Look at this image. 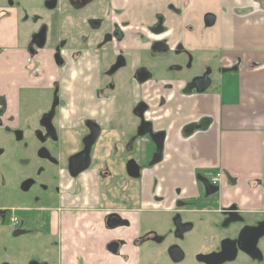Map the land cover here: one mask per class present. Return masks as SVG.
<instances>
[{
    "label": "flooded vegetation",
    "instance_id": "obj_1",
    "mask_svg": "<svg viewBox=\"0 0 264 264\" xmlns=\"http://www.w3.org/2000/svg\"><path fill=\"white\" fill-rule=\"evenodd\" d=\"M1 3L5 5H0V24L3 20L15 21L16 42L10 36L6 41L0 39V58L5 57L0 67L10 62L6 65L25 71V91L34 94L26 103L25 128L30 129L33 121H38L34 130L41 142L40 157L46 163L36 170L38 183L29 179L23 185L29 195L26 201L32 198L34 189H40L47 190L50 201H57L58 205L49 206L51 202H47L42 207L0 210V230L3 226H19L18 219L15 221L10 214L34 222L39 217L40 232L49 238L36 245L1 240L0 264H23L15 257L22 252L27 256L25 264H264V191L253 201L258 208L245 210L237 201H223L220 192L214 195L204 191L191 198L178 189L159 195L155 178L149 192L144 190L145 174L157 167L164 148V144L159 146L160 136L157 144V134L139 119L148 107L136 98L141 83L150 79L151 70L145 66L131 69V80L121 70L127 66L128 53L134 51L127 48L134 45L128 44V38L149 44L154 64L160 58L157 56L165 53L184 55L186 66L191 67L193 53L181 41L171 49L174 38H161L168 30L167 16L156 12L151 25H137L133 15L126 19V0H40L25 7L16 0ZM148 4L157 9L156 4ZM173 4L166 9L176 13ZM47 11L51 26L44 22ZM181 14L183 11L176 13ZM25 22L33 27L22 33ZM100 42L110 49L107 59L101 57V49L97 48ZM95 59L100 62L98 65H86ZM181 66L178 64L173 70ZM208 73L212 83L211 69L206 67L204 73L190 81L192 91L203 87L206 81L201 78ZM87 80L90 89H84ZM129 87L133 99L131 114L138 120L137 125L121 116ZM36 91H42L48 100L38 116L33 113ZM80 102L96 103L99 109L103 104L106 107L114 103L117 128L106 132V128L84 116L68 131L65 143H59L66 109L72 105V115L75 110L82 114ZM7 110L5 98L0 97V127L5 121L10 122L18 134L23 115L20 99L14 106L13 119L6 118ZM95 126L99 135L91 148V163L80 171L85 156L77 158L73 165L70 160L84 151ZM142 133H147L155 147L146 167L140 163L144 151ZM106 141L117 143L105 145ZM69 146L74 153L64 156ZM2 155L0 150V158ZM85 174L90 177L86 182ZM259 185L264 189V185ZM39 198L46 200L43 195ZM64 211L72 214L73 223L65 237ZM25 234L20 229L14 232L16 237Z\"/></svg>",
    "mask_w": 264,
    "mask_h": 264
},
{
    "label": "crops",
    "instance_id": "obj_2",
    "mask_svg": "<svg viewBox=\"0 0 264 264\" xmlns=\"http://www.w3.org/2000/svg\"><path fill=\"white\" fill-rule=\"evenodd\" d=\"M126 1V19L132 16V12L136 11L139 16H133V21L152 23L154 22L152 18L154 13H163L167 16L168 30L161 38H174V42L170 44L171 49L174 48L176 42L181 41L184 47L193 54L198 50L211 53V55L218 54L221 57L223 74H226L222 77L221 89L216 94H207L208 91L206 90L205 95L186 97L169 91L167 99L163 101L171 105L165 117L160 116L156 119L152 116L149 117V115L146 116L148 109L143 112L139 119L144 121V124L149 125L151 130L157 131L155 134L165 136L163 152L157 167L149 174H145L146 187L144 190L149 192L151 180L155 178L158 181L157 192L159 195L176 191L183 184L184 189L181 191L191 198L204 191L214 195L220 192L223 201L227 203L237 201L245 210L258 208L253 201L258 199L257 197H260L264 191L259 185L260 183L264 185V0H216L219 12L205 14V17L209 14L213 15L215 22L208 26L205 23V17L200 22L197 21L201 26L203 35L199 41V34H195V29L199 27V24H194L193 19L187 18L185 15L192 10L193 5L186 7L183 15H176L182 10L175 0ZM172 2L176 13L166 9V6ZM148 3L156 4L157 9ZM3 24H6L5 27L9 28L10 33L0 36V39L6 41L10 36L15 41V21L10 23L8 20H3L0 27ZM179 35L183 39L179 38ZM184 36L198 42L193 45L189 41L190 44L188 45ZM128 41H131V38H128ZM132 43L134 45L127 48L134 50L128 51L133 71L142 66L147 67L146 70H151L154 65H158L170 56L165 53L156 54L160 58L155 64L151 60L146 62L145 57L150 54L149 44L146 42L141 44L133 39ZM99 63L95 59L89 60L86 65L95 66ZM6 64L0 69L7 68L12 78L9 82H5L0 75V97L5 98L7 102L8 110L5 116L10 118L14 113L15 104L20 99V90H25V79L23 80V78L26 77V74L24 69L20 67L17 78H14L17 69ZM151 79H153L152 71L150 79L148 78L145 83H141L138 92L139 98H136V101L140 99L147 107L156 102L150 98L159 95L166 98V92L162 91L163 88H159L156 93L152 94L154 82ZM224 82H228L232 87L225 85ZM159 86L163 85L160 84ZM170 86L172 88L169 89L177 88V84ZM90 88L91 85L87 80L84 83V89ZM188 98L192 105L186 104ZM67 102L70 101L67 99ZM106 103L108 104V102ZM73 104L75 106V99ZM79 104L83 106L82 114H78L75 110L72 115L70 112L74 108L72 105L66 109L68 112L64 114L60 125L64 139L67 137L68 131H72L71 129L84 116L96 121L102 129L106 128L107 130L109 129L108 125L115 121L114 103L106 107L103 104L100 109L97 108L98 104L96 103L80 102ZM195 104L198 106L205 105L206 111L198 108ZM198 109H201L203 114H200ZM167 117L172 122H168L164 127L166 122L161 123V120ZM20 118L26 119V116L21 115ZM203 118L208 121L205 128L201 123ZM5 123L0 127V131L4 132L6 129V135L9 138L7 143L4 140L0 141V150L3 155L8 153L9 139L14 136L10 133L9 127L15 128L10 122L5 121ZM188 123L191 125L184 131L183 128ZM195 123L199 125L194 126ZM107 130L106 132H109ZM18 131L16 140L18 137V144H21L26 134L23 129ZM141 136V139H147V144H152L147 133H142ZM68 137L72 139V137ZM116 143L106 141L105 145ZM142 148L144 149V147ZM72 153L74 150L71 151ZM199 172L203 174L197 180V173ZM218 173H221L220 181L217 186H214L210 182V177ZM88 174L84 175V182L90 179ZM204 175L209 178L207 179V183H210V185L207 184L208 188L200 181ZM183 178L187 179L189 183L187 186ZM214 187H218L219 191L214 192ZM167 197L169 196L167 195ZM210 206L207 205V207Z\"/></svg>",
    "mask_w": 264,
    "mask_h": 264
},
{
    "label": "rangeland",
    "instance_id": "obj_3",
    "mask_svg": "<svg viewBox=\"0 0 264 264\" xmlns=\"http://www.w3.org/2000/svg\"><path fill=\"white\" fill-rule=\"evenodd\" d=\"M4 1L6 0H0V5H5L4 3H1ZM16 1H20L21 5L25 7L29 2H37L40 0H16ZM189 5L190 6L193 5L194 7H192V10L189 13H185V15L187 18L191 17L193 19L194 24H199L197 21L200 22L201 19H203L205 17V14L208 12H214L215 14L219 12V7L216 5V0H178V6L180 10H182L183 12L186 10V7H188ZM136 13L137 12L134 11L131 13V15L134 16ZM44 22L45 24L49 26L52 25L51 14L48 13V11L46 15V20ZM136 24L138 25V23ZM144 24L146 26L151 25V23L147 21L146 23H142V25ZM5 25L6 24H3L0 27V36L10 33L9 28H6ZM22 25L24 28L22 33H25L28 29L33 27V25L30 22L22 23ZM195 34L196 35L199 34L198 36V41H199V38L203 36L200 24H199V27L195 29ZM179 38L183 39V37H181L180 35H179ZM184 39L188 42V45L190 44V42H192L193 45H195L198 42L197 40L188 38L186 36H184ZM100 43L101 44L97 48L101 49V57L107 59L106 54L110 52V49L109 47H107L108 45L106 43L104 42H100ZM130 43H132V41H128V44ZM103 47H105L104 50H103ZM192 56H193L192 58L193 60L190 62L191 67L186 66L187 59L184 55H181L179 57L169 56L168 58L164 59V61H161L158 65H154L151 68L152 75H153V79H151V81L154 82L153 87H152V94L156 93L159 88H163L162 91L166 92V95H165L166 98L160 95L158 97L150 98L151 100H156L157 103L155 102V104H150L148 106V111H146V114H145L146 116L149 115V117L152 116L153 118L157 119L160 116L165 117L168 114V108L171 105L168 102L165 103L163 101L167 99L169 91H174L177 95L181 94V95H185L186 97H188L189 95H192V96L205 95L206 93L197 94L195 91H192L190 88V81L198 77L202 73H204L206 67L211 69V74H212V83H211L210 88L207 90L208 91L207 94L212 95V94H216L217 92H219V90L221 89V85H222L221 79L224 75H226V74H223V71H219V69L223 70V67L220 61L221 60L220 55L215 54V53L211 55V53L198 50L194 53V55L192 54ZM151 58H152L151 55L148 54V56L145 57L146 62H149ZM4 59L5 57L0 58V62L3 61ZM82 63L84 62L82 61ZM178 64L182 65L181 68L173 70V68H175ZM19 70L20 69H18L17 73L14 74L13 76L14 78H17L18 76L17 74H19ZM121 72L125 73L128 76V78L131 80L132 70H131L130 57H128L127 66L123 68ZM10 74L11 73L8 72L7 68L0 69L1 78L5 82H9L11 80L12 77ZM24 79H26V77L23 78V80ZM224 83L225 85L232 87L231 85L228 84V82H224ZM160 84H162L163 86H159ZM171 84H177V88L169 89V88H172V87H168ZM156 86L158 88H154ZM31 94L33 93L25 91L24 89L20 90L19 95H20V101H21V110H23L22 116H28L27 115L28 105L26 107V103H28L27 100L29 97H31ZM43 95L44 94L42 93V91L35 92V100L33 101L35 103L34 110H33L34 116L35 114L38 116L40 112L42 111L43 107L45 106V104L48 102V100L44 98ZM126 95L128 97L125 102L127 106V110L125 112L124 109L126 106H124L121 112V116L122 117L125 116L127 119L130 118L132 122L137 123L138 120L134 117V114H131V108L133 106L132 87H129L127 89ZM33 97H34V94H33ZM186 104L192 105L191 101H189V98H188V103ZM196 106L206 111L205 105L204 106L196 105ZM201 109H198V112L200 114H203ZM27 122H28L27 119H23V118L20 119L19 127L20 129H23V131H25V134H26L24 137V141L21 144H18V137L16 140V134L13 133V131H15L16 128L9 127L10 133L14 136L12 138L10 137L9 139L8 153L5 155H2V157L0 158V210L5 209V208L11 209L13 207L15 208L16 207L17 208L42 207L47 202L52 201V200L50 201L49 193H45L47 190L46 191L42 190L44 192H41L40 189H34L31 192L32 198L26 201L29 198V195H26V193L24 192L23 185H26L29 179H36L38 183L39 179L37 178L36 170L41 164L42 165L46 164L43 161V159L40 157L39 149L41 147V142H40L39 136H37V131L34 130L35 128H37L38 121L37 120L33 121V124L30 126V129L25 128L27 125ZM168 122H172V120L168 117L165 118L164 120H161V123L165 124L164 127H166ZM207 122L208 121L205 118H203V120L201 121L202 126L204 128L205 126L207 127L206 125ZM190 125L191 123H188L187 125H185V127L183 128L184 131L188 129ZM195 125H199V124L195 123L194 126ZM117 126L118 124H117V121L115 120L113 121V124L110 123L108 125V128H109L108 131L113 132L117 128ZM152 132L154 134L157 133V131H153V130ZM6 134H7L6 129H4V132L0 131V141L4 140L7 143V139L9 138V136L7 137ZM77 138L78 137L76 133H74V139L76 140ZM61 142L65 143L64 135L59 140V143ZM141 144H142L141 146L144 147V151L140 159V163L142 167H146L148 166V161L153 155L152 151L155 150V147L153 144H147L146 138L141 140ZM50 149L53 151L51 147ZM72 150L74 149H72V147L69 146L67 149L64 150V156H69ZM197 174H198L197 180H199L198 177L203 173L199 172ZM205 176L206 175L202 177L206 180L209 179L207 176L206 177ZM183 181L186 186L189 184L186 178L185 179L183 178ZM178 188L181 190L184 189L183 184H181L180 187ZM41 195H43L46 200L40 199L39 197ZM48 205L49 206L58 205V202L54 201V202L49 203ZM64 205L65 203L62 200V208H64ZM64 213H65V216L63 217V220L65 224L64 226L66 227L63 226V230H64V237H65L68 234V231L70 230V225H72L73 223H72V214L71 213L67 214L66 211H64ZM9 217H12L15 221L18 219L19 226L18 224H17V227L16 225H9V227L3 226L2 230H0V241L6 240L5 242H7L8 240H10V242H12L13 240H15L20 243H25V244L35 243L36 245L37 244L36 242L38 241L40 244V241H45L49 239L47 236H45L43 233L40 232L42 228H41V221L39 217H38L39 219L38 222H34L33 220H30V219L25 220V218H21L17 214L16 216L10 214ZM1 224L2 223H1V218H0V225ZM17 229H20L27 234L16 237L14 235V232ZM46 248H48V246H46ZM15 257H17V260H19L18 261L19 263L25 264V261H26L25 259H27L26 258L27 256L24 255V252L16 253Z\"/></svg>",
    "mask_w": 264,
    "mask_h": 264
},
{
    "label": "water",
    "instance_id": "obj_4",
    "mask_svg": "<svg viewBox=\"0 0 264 264\" xmlns=\"http://www.w3.org/2000/svg\"><path fill=\"white\" fill-rule=\"evenodd\" d=\"M214 22H215V17L213 15H211V14L206 15V17H205V23H206V25L211 26ZM201 79H205L206 82H205V84L203 85V87L201 89L198 88L197 93H204L211 86V79L209 78V73L206 74ZM95 127H96V129H93L92 130V133H91V135L88 138L89 141H88V143H87L84 151L81 152L79 155L77 154L76 156H73L71 158V160H70V165H73V162L77 158H80L83 155L85 156V161H83L81 163L80 171L86 170L89 167L90 163H91V158H90L91 148H92V145L94 144V142L97 140L98 135H99V128L97 126H95ZM159 136H160L159 146H162L163 145V141H164V137H165L163 134H157V135H155L154 136V140L158 144L157 137L159 138ZM200 181L205 185L206 188L209 187V186H207L208 183H207V180L206 179L200 178ZM217 190L219 191V188L218 187H214V192H216Z\"/></svg>",
    "mask_w": 264,
    "mask_h": 264
},
{
    "label": "built area",
    "instance_id": "obj_5",
    "mask_svg": "<svg viewBox=\"0 0 264 264\" xmlns=\"http://www.w3.org/2000/svg\"><path fill=\"white\" fill-rule=\"evenodd\" d=\"M220 177H221V173H218L216 175H213L212 177H210V182L213 185H218L219 181H220Z\"/></svg>",
    "mask_w": 264,
    "mask_h": 264
}]
</instances>
